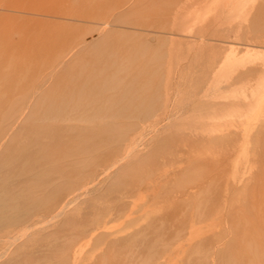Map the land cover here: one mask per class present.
<instances>
[{
	"label": "rangeland",
	"instance_id": "rangeland-1",
	"mask_svg": "<svg viewBox=\"0 0 264 264\" xmlns=\"http://www.w3.org/2000/svg\"><path fill=\"white\" fill-rule=\"evenodd\" d=\"M0 9V220L37 213L0 264H264V0Z\"/></svg>",
	"mask_w": 264,
	"mask_h": 264
},
{
	"label": "bare ground",
	"instance_id": "bare-ground-1",
	"mask_svg": "<svg viewBox=\"0 0 264 264\" xmlns=\"http://www.w3.org/2000/svg\"><path fill=\"white\" fill-rule=\"evenodd\" d=\"M0 10H2V9H0ZM97 13H98V11L95 9L91 13L89 12L88 14L85 13V14H78V15L73 16L74 14L71 13V11L64 10L60 14V16L65 17V18H69V19H74L76 21L79 20V21H86V22L94 23L95 26L96 25L97 26L98 25H102L104 27H107L108 26L107 28H109V24H113V23L115 24L116 21H121V18H120V15L121 14H120L119 11L118 12H113L112 11L113 19L108 20V21H100V20H97L96 19ZM177 21L178 20L176 19V21H175L176 24H177ZM97 30H99V29H97ZM100 32H102V31L99 30V33ZM97 37L98 36L94 33V35L93 36H90L89 38H83V39H81V43H84L86 45V44L90 43L91 41H93ZM92 44H94V43H92ZM64 63L66 64L67 62H64ZM27 107H25V108H27ZM99 110H101V108H99V107H89V109H87L88 112L89 111L96 112V111H99ZM24 115H26V111L23 108V110L20 112V115H18L17 117L14 116L13 118L20 119V117H22ZM9 117H11L10 114H9ZM5 139H6V137H0V152H1V149H3V147L5 146ZM135 140L136 141L133 140V142L129 144L131 148H130V150H129V152H128L127 155H129L132 152L136 151L137 148L139 150L140 147H138V146L140 145V142H139L140 139L138 138V139H135ZM142 140H144V139H142ZM141 144H143V142ZM85 149L87 151L91 149L90 151L93 152V151L96 150V147H93V146H81V147L76 148L75 150H73L72 151V154L70 153L67 156L69 157V155H70L72 157L74 155L81 154V153L84 152ZM86 154L87 153H85L84 155H86ZM125 157H127V156H125ZM82 158H84V157L82 156ZM90 158H91V156H90ZM66 163L69 164V162H66ZM120 163H121V161H119V160H112L111 165L108 166L106 169H103L101 171V173H100V174H102L101 177H109L111 175L112 171H114ZM89 174L91 175V178L90 179H87V180H84V181L80 182V185L76 186L77 188L75 190H72L71 193H69L68 197H63V199L60 201V203L56 206L57 207L56 209H58L57 210L58 213L55 214V216L60 215V214H65L66 212H68V210L71 207V205L78 200V198L81 195V193H83L84 191H88V189L90 187H94L96 185V183H95L96 182V178L94 177L96 173L91 171V172H89ZM53 185H55V184H53ZM48 191H50V190H48ZM56 191H58V190H56ZM36 214L37 213H36V210L34 208H28L26 210L24 209L21 212V218L22 219L17 220V222H14L13 219H9V218L4 219V220H2V219L0 220V232L2 233V234L0 233V235H2V236H0V242H1L0 245H2V246H0V248L2 249V251L0 253V259L1 258H3V259L4 258H7L8 255H10L13 252H15V250H16L15 246L17 245V242H18L17 240H19V238H21V236H22V234H20V235L17 234L16 235L15 230L18 229V227L20 225H23V224L27 225V227H31L32 223L35 221L34 220V216Z\"/></svg>",
	"mask_w": 264,
	"mask_h": 264
}]
</instances>
